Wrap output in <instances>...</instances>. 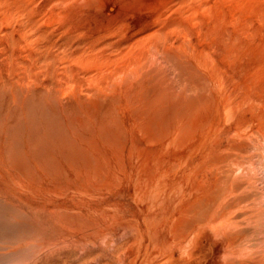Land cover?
<instances>
[{
    "label": "bare ground",
    "instance_id": "obj_1",
    "mask_svg": "<svg viewBox=\"0 0 264 264\" xmlns=\"http://www.w3.org/2000/svg\"><path fill=\"white\" fill-rule=\"evenodd\" d=\"M211 4L136 15L130 34L87 44L84 73L0 77V186L24 188L61 244L96 247L100 264H196L208 225L251 197L234 172L264 163V40Z\"/></svg>",
    "mask_w": 264,
    "mask_h": 264
},
{
    "label": "rangeland",
    "instance_id": "obj_2",
    "mask_svg": "<svg viewBox=\"0 0 264 264\" xmlns=\"http://www.w3.org/2000/svg\"><path fill=\"white\" fill-rule=\"evenodd\" d=\"M154 1L155 3H153ZM154 1L0 0V66L3 65V68L0 69V71L2 70L0 77L15 76L21 80H18L20 84H25L29 80L26 76L39 77L40 74L41 77H43V75L44 77H63L65 73L62 72L61 74V71H65L66 69H63L67 67L84 73L87 67L84 65L85 63L79 62L82 61L81 58L80 60L77 58L78 56L82 57V55H86L87 52L85 51L84 53L83 50H87L88 45L92 42L105 39L113 40L116 34V38H118V36L121 38L123 34H130L134 30L133 24L134 21L137 20L136 15H142V17H140V23L144 27L152 26L156 21L159 24L166 18L176 16L173 13L174 11L169 12L171 10H175L177 17H181L182 13L184 15L189 12L193 13L199 11L197 10L198 5L205 8V5L208 7V4L212 2L218 7H225L224 9H227L226 13L236 8V11H239L242 15H240L241 19L245 17L243 19L246 24H243V31L245 33L242 31V36L245 37L247 35L245 39H247L248 42L256 41L261 44V41L264 40V0ZM149 2H152L155 6L151 5V3L149 5ZM174 2H177L176 5H174ZM213 3L211 5H214ZM169 4L170 6L172 5V7H170ZM149 6L152 7L151 11L153 14L157 11L160 15L154 16ZM168 6L170 8H168ZM190 7L195 8L197 11ZM155 8L157 9L154 10ZM162 8L163 10H161V12L160 9ZM164 8L166 10L168 8L167 12H165L166 10H164ZM185 8L190 11L185 10ZM248 10H253V14ZM144 11L145 13L143 14ZM168 12L170 15L168 14L164 17ZM255 12L256 16H253ZM245 13H247V16H243ZM143 16L147 17L144 18ZM149 21H151V23ZM142 25L141 28H144ZM79 26H81L82 29ZM261 31H263V33ZM112 35L114 37L113 39ZM7 39L10 40V44L9 42L7 44ZM47 43L50 46H48ZM21 46L22 49L20 48ZM16 55L17 58H15ZM76 58L77 61H75ZM8 61L9 64H7ZM41 63L42 65H40ZM64 65L67 66L65 67ZM25 67L26 69L23 70ZM7 68H9V71H7ZM56 68L60 70V72L57 71L56 73ZM2 104L5 106V101ZM243 167L245 170L241 168L237 169L234 175L238 176L242 181L241 190L244 189L248 191L247 193L251 194V197L248 198L249 200L232 208L230 212L232 210L234 212H229L225 218H218L219 224L214 220V223L211 222V224L208 225L201 242L203 255L200 256L196 264H264V163L260 164L256 162V164L253 165L245 163ZM15 185L19 191L20 189L21 191L24 190V188L22 189L18 184ZM17 191H14V193ZM22 192L27 191L24 190ZM14 193L5 192L2 186H0V264H86L82 261L87 258V255L88 258H93L91 260L92 264L98 263V260L96 258L94 259V257L97 256L95 254L98 253L96 247H90L91 250H82V252L80 251L81 249L67 247V245H65L66 243L64 244L62 242L63 244H61V240L49 231L48 220L43 217V215L36 213L33 208H29V204L27 205L23 200L24 195L22 196L20 192H17L20 196ZM33 193L37 196H34ZM28 194L31 198L33 197L36 200L40 198L39 201L43 200L44 196H46L43 191H32V189L28 191ZM9 195H11V199ZM238 213L241 215L239 216ZM38 214L41 217H38ZM236 216L239 217L236 218ZM215 227L218 228L216 229ZM243 233L248 235L246 236V234L244 235ZM237 234H240L237 236V241L235 239H230V235L235 237ZM57 240H60V242H58L61 245ZM228 242H230L231 245L233 244V247H231ZM103 261H109L111 264L108 258ZM115 264H119V262Z\"/></svg>",
    "mask_w": 264,
    "mask_h": 264
}]
</instances>
